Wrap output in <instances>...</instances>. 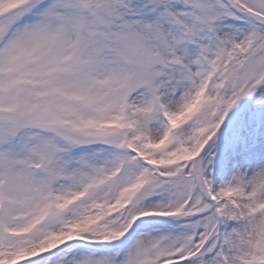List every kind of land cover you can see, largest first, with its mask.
<instances>
[{
	"label": "snow or ice",
	"instance_id": "snow-or-ice-1",
	"mask_svg": "<svg viewBox=\"0 0 264 264\" xmlns=\"http://www.w3.org/2000/svg\"><path fill=\"white\" fill-rule=\"evenodd\" d=\"M0 264H264V0H0Z\"/></svg>",
	"mask_w": 264,
	"mask_h": 264
}]
</instances>
